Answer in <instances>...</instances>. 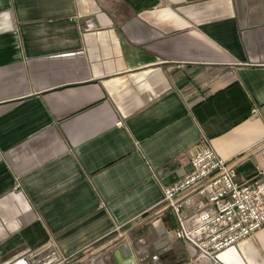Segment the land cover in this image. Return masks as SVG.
<instances>
[{
	"label": "crops",
	"instance_id": "obj_1",
	"mask_svg": "<svg viewBox=\"0 0 264 264\" xmlns=\"http://www.w3.org/2000/svg\"><path fill=\"white\" fill-rule=\"evenodd\" d=\"M204 142L264 182V0H0V264H264L166 235Z\"/></svg>",
	"mask_w": 264,
	"mask_h": 264
},
{
	"label": "built area",
	"instance_id": "obj_2",
	"mask_svg": "<svg viewBox=\"0 0 264 264\" xmlns=\"http://www.w3.org/2000/svg\"><path fill=\"white\" fill-rule=\"evenodd\" d=\"M189 163L190 169L181 178L161 185L162 201L177 219V225L166 234L168 238H184L199 254L212 257L214 251L255 234L263 226L264 182L236 179L232 164L208 142L189 156ZM191 199L196 211L187 222L181 205Z\"/></svg>",
	"mask_w": 264,
	"mask_h": 264
},
{
	"label": "water",
	"instance_id": "obj_3",
	"mask_svg": "<svg viewBox=\"0 0 264 264\" xmlns=\"http://www.w3.org/2000/svg\"><path fill=\"white\" fill-rule=\"evenodd\" d=\"M102 258L106 264H138L127 241H122L106 251Z\"/></svg>",
	"mask_w": 264,
	"mask_h": 264
}]
</instances>
